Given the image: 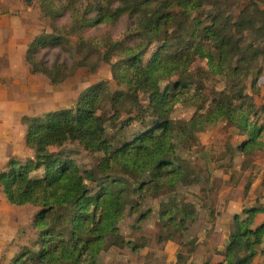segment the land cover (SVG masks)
I'll return each mask as SVG.
<instances>
[{"label":"trees","instance_id":"16d2710c","mask_svg":"<svg viewBox=\"0 0 264 264\" xmlns=\"http://www.w3.org/2000/svg\"><path fill=\"white\" fill-rule=\"evenodd\" d=\"M23 1L38 3L51 27L28 45L24 60L30 74H41L54 85L78 68L93 72L104 63L121 89L110 91L101 81L84 90L72 108L21 118L22 143L33 156L4 161L0 193L13 207L36 208L34 236L5 264H102L112 248L137 253L142 247L127 240L120 227L127 211L136 216L137 226L147 219L149 210L139 212L141 202L161 189L170 196L158 209L166 239L182 237L197 209L173 195L200 176L190 174L179 152L199 146L197 135L211 125L235 129L242 138L237 152L264 155V104L255 103L264 62V8L259 4L264 0H246L237 16L227 10L236 0ZM64 16L68 22L58 26ZM122 18L130 27L121 39L109 33L85 35ZM66 36L77 37L79 59L73 66L36 61L41 50L66 45ZM178 104L194 108L189 120L170 118ZM122 115L125 122L115 125ZM132 123L140 129L129 131ZM65 144L81 146L96 155L97 163L85 170L73 152H51ZM257 193L254 200L260 203L264 197ZM262 212L251 205L231 218L228 243L219 254L223 263L252 264L260 257L264 264V221L255 225ZM187 246V255L177 253L175 264L187 262L196 241Z\"/></svg>","mask_w":264,"mask_h":264},{"label":"rangeland","instance_id":"374dc122","mask_svg":"<svg viewBox=\"0 0 264 264\" xmlns=\"http://www.w3.org/2000/svg\"><path fill=\"white\" fill-rule=\"evenodd\" d=\"M246 2L236 0L227 10H231L232 15L237 16L239 9ZM259 4L264 8V1ZM67 22V16L56 21L58 26ZM129 23V20L122 18L114 26L88 29L85 35L109 33L115 39H121L126 28L130 27ZM44 31L50 33L51 27L41 17L38 3L26 5L23 0H0V171L6 159L16 156L25 160L33 156V152L22 143L24 127L21 118L72 108L84 90L101 81L107 83L110 91L121 89L112 78L110 65L104 63L99 64L93 72L88 68H78L65 81L54 85L41 74H30L24 55L30 42ZM65 40L67 43L63 47L41 50L35 58L36 61H41L48 67L55 63L73 66L79 59L75 49L77 37L66 36ZM260 65L263 68L259 79L261 91L262 87L264 89V62ZM255 98L257 106L261 108L264 96L258 95ZM141 102L146 106L143 98ZM106 110L113 114L109 106H106ZM193 113V107L178 104L170 118L187 121ZM126 119L127 117L122 115L115 125L119 126ZM138 129L140 126L132 123L129 131ZM234 134L237 135L235 129L228 128L224 123L214 124L197 135L199 146L185 148L179 152V156L188 164L190 174L200 177L198 183L173 195L193 202L197 209V216L193 223L188 224L186 234L182 237L176 236L171 242L173 244L170 246H177V253L187 255L188 243L192 240L197 242L205 231H210L209 226H213L216 220V204L220 202L218 199L220 192H227L226 198H232L237 194L240 183L252 180L253 164L263 155L254 152L246 156L237 152L236 146L242 138ZM58 151L73 152L81 169H92L97 163L96 155L89 154L78 145L65 144L61 148L51 149V152ZM248 170L250 174L247 173ZM205 173L211 174H208L210 175L208 179ZM223 176L228 177V184H224ZM259 194L255 192L254 196ZM169 197L164 189H161L155 198L149 195L144 197L139 212L146 210L149 212L147 219L138 226L135 224L136 216H129L127 211L120 227L121 234L142 248L137 253H132L128 248L109 249L103 255L102 264H171L169 251L166 249L167 231L162 228L158 218L160 202H166ZM211 210L213 215L209 213ZM35 211L36 208L32 205L22 207L9 205L0 193V264L8 261L16 253L18 246L26 244L33 238L31 222ZM211 236L212 234L206 236L202 241L207 243L210 240L214 244Z\"/></svg>","mask_w":264,"mask_h":264},{"label":"crops","instance_id":"0c3cea01","mask_svg":"<svg viewBox=\"0 0 264 264\" xmlns=\"http://www.w3.org/2000/svg\"><path fill=\"white\" fill-rule=\"evenodd\" d=\"M260 93V96L263 97V87L261 88ZM255 103L257 104L256 98ZM6 132L8 131L6 130ZM209 169L213 172L215 171L212 167H209ZM247 173L250 174V170H248ZM222 179L224 181V184H228L227 176H223ZM248 185L249 188L245 192V188ZM237 189V194L234 195L232 198H226L227 192L224 191L218 194V199L220 200V202L216 204L217 211L215 223L213 226L210 225L208 228V230L210 231H205L204 235L196 242V248L185 264H202L203 262L208 260L210 261V264H226L223 263V257H221L219 254L224 251L225 246L228 243L231 218L235 214H239L243 209L251 205L261 206V208H263L264 210V199L260 203H256L254 200V193L257 191H260L261 196L264 197V155L260 160H257L253 164V177L251 182H242L238 185ZM263 221L264 212L257 214L255 219V225H259ZM210 234H212L211 238L214 240V244L210 240H208L207 243L203 242L206 236H209ZM172 244L173 243H171V241H168L166 244V249L169 251L170 263L175 264L177 246H170ZM262 248H264V239L260 249ZM193 259H195L196 261H193ZM8 261H6L5 263H7ZM252 264H263V259L260 257H256L253 260Z\"/></svg>","mask_w":264,"mask_h":264}]
</instances>
